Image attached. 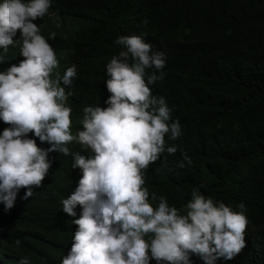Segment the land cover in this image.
<instances>
[{
	"label": "trees",
	"instance_id": "obj_1",
	"mask_svg": "<svg viewBox=\"0 0 264 264\" xmlns=\"http://www.w3.org/2000/svg\"><path fill=\"white\" fill-rule=\"evenodd\" d=\"M49 11L59 27L48 14L34 23L46 38L56 33L49 40L58 55L56 73L77 65L69 96L80 99L70 105L76 129L82 127L84 106H106L105 65L122 47L114 43L116 36L143 34L153 50L165 52L164 77L150 88L165 97L182 131L174 140L165 136L166 145L177 150L161 153L162 165L145 178L149 200L163 195L184 212L195 186L236 211L243 201L245 246L217 264H264V0H53ZM23 58L18 46L9 45L0 52V70ZM7 126L0 121V130ZM69 149L91 154L86 147ZM49 158L48 175L31 196L24 198L22 187L10 209L0 203L4 264L21 258L59 264L71 246L77 226L65 217L60 199L73 189L80 170L71 167L70 154L54 150ZM190 259L203 264L194 254Z\"/></svg>",
	"mask_w": 264,
	"mask_h": 264
},
{
	"label": "clouds",
	"instance_id": "obj_2",
	"mask_svg": "<svg viewBox=\"0 0 264 264\" xmlns=\"http://www.w3.org/2000/svg\"><path fill=\"white\" fill-rule=\"evenodd\" d=\"M52 3L0 0V52L18 46L24 57L0 70V121L8 125L0 130L4 210L13 206L22 187L27 198L33 186L41 185L52 163L49 153L55 150L70 154L71 167L80 170L73 189L60 199V209L77 227L59 264H193V254L203 264H217L234 257L246 243L243 201L236 211L194 186L186 211L180 212L163 195L149 200L144 186L162 165L161 153L177 150L175 144L166 145L165 136L174 140L182 131L165 97L150 88L164 77L165 52L153 50L143 34L116 36L114 43L122 47L105 65L106 106H84L82 127L76 129L70 105L78 95L69 96L77 65L56 73L58 55L49 43L56 33L46 38L34 23L48 14L59 27L58 17L49 11ZM72 146L86 147L91 154L70 153ZM184 159L191 163L186 155ZM154 199L155 206L150 203ZM18 264H28L27 258Z\"/></svg>",
	"mask_w": 264,
	"mask_h": 264
}]
</instances>
